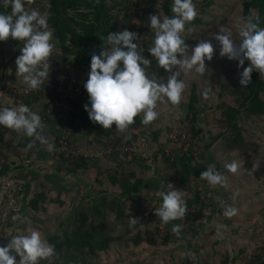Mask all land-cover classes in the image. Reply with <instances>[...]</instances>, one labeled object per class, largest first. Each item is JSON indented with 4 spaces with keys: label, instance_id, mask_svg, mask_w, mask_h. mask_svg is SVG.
<instances>
[{
    "label": "rangeland",
    "instance_id": "374dc122",
    "mask_svg": "<svg viewBox=\"0 0 264 264\" xmlns=\"http://www.w3.org/2000/svg\"><path fill=\"white\" fill-rule=\"evenodd\" d=\"M244 1L195 0L199 15L186 26L192 31L185 32V42L194 46L200 39H211L210 34L218 32L220 26L231 29L239 40L237 23L243 17ZM107 2L114 32L135 31L145 49L144 55L152 61L150 72L166 81L169 73L159 68L147 52L154 38L148 26L149 15L159 11L165 14L164 0ZM26 8L46 14L52 26L51 0H32L30 4L26 2ZM0 12H10V5L0 4ZM252 14L258 16L257 10L253 9ZM54 35L52 59L58 69L49 76L63 77L67 68H75L78 82L84 84L91 56L99 54L103 43L90 36L75 46L70 38L62 45L55 31ZM97 36L105 38L99 33ZM212 42L215 53L211 61H206V74L181 73L187 85L181 103L173 106L165 98L158 103L159 117L148 125L141 123L140 114L124 132L117 130L115 124L104 129L89 119L83 107L88 100L75 99V144L92 156L62 163L66 173L74 174L67 181L69 188L60 185L50 166L46 170H31L30 165L25 180L19 175L23 169L16 168V176L23 184L21 202L7 221L0 220V245L16 232L32 229L39 230L48 240L58 238L51 241L57 252L54 264H264V113L249 112V101H243L250 88L239 83L243 69L238 70V61L221 57L218 42ZM22 46V42L11 37L0 41V57L20 54ZM248 63L246 60L244 66ZM11 64L1 61L0 74L5 68H15V62ZM254 72L259 78L256 80L264 82V75ZM17 82L9 89L18 90L12 92L14 101L33 99L48 114L53 95L45 88L50 90V84L38 93L26 94L22 78ZM206 89H210L207 98ZM194 94L198 97L196 102L191 99ZM258 98L264 106L263 90ZM191 102L195 103L193 108ZM184 132L189 145L179 148L173 138ZM84 135L87 141L82 139ZM25 143L22 159H40L45 147L31 138ZM91 146L93 151L86 149ZM233 159L241 167L236 174H228V191L200 179L208 164L223 171L224 163ZM254 163L258 167L252 171ZM164 181L187 191L188 204L184 219L166 225L154 212L161 203L156 193ZM233 192L239 193L235 199ZM221 200L236 207L237 215L225 217ZM14 216L23 222L14 220ZM129 217L138 218V225L129 227ZM173 224L182 226L179 234L172 232ZM218 224L227 227L217 233Z\"/></svg>",
    "mask_w": 264,
    "mask_h": 264
},
{
    "label": "clouds",
    "instance_id": "9594fccd",
    "mask_svg": "<svg viewBox=\"0 0 264 264\" xmlns=\"http://www.w3.org/2000/svg\"><path fill=\"white\" fill-rule=\"evenodd\" d=\"M26 2L32 0H0V4L10 5V12H0V41L9 37L23 43L20 54L15 59L17 78H22L29 90H37L49 79V57L55 49L54 29L48 23V16L38 9L26 8ZM171 12L149 15V28L154 34L147 52L157 62V66L169 73L166 81L160 80L150 72L151 59L144 55L145 49L135 31L124 29L110 32L101 37L103 46L99 54H92L87 79L83 84L88 93V103L84 109L92 122L104 129L115 128L121 132L133 124L135 117L142 114L141 123L148 125L156 120L160 113L158 103L165 98L173 106L181 103L187 85L181 79V73L187 75L195 72L200 76L209 68L206 61H211L215 53L214 39L218 42L219 55L229 60L238 61L239 83L247 86L255 70L264 75V27H260L259 17H241L237 23V40L233 31L224 26L211 33L209 38L200 39L194 46L185 42L186 27L198 15L195 0H172ZM248 61V66L245 61ZM210 89H206L207 98ZM0 126H4L27 137H34L45 145L48 151L54 150V143L43 134L46 125L41 115L26 104L12 107L0 106ZM33 145H28L31 148ZM241 165L233 159L223 165V171L215 165L208 164L201 172L200 179L225 191L230 189L229 173L236 174ZM258 163L253 164L254 171ZM187 191L177 189L171 183H161L156 193L160 198L159 207L154 209L162 224L182 220L188 211ZM238 192L232 193L235 199ZM223 215L231 218L238 209L224 200L220 201ZM14 220H20L14 216ZM129 227L138 225V218H128ZM180 224L172 225V232L179 234ZM226 225L218 224L217 233L226 229ZM57 256L55 246L39 230H25L13 234L6 244L0 245V264H54ZM18 257V258H17Z\"/></svg>",
    "mask_w": 264,
    "mask_h": 264
},
{
    "label": "built area",
    "instance_id": "2783aa9c",
    "mask_svg": "<svg viewBox=\"0 0 264 264\" xmlns=\"http://www.w3.org/2000/svg\"><path fill=\"white\" fill-rule=\"evenodd\" d=\"M52 54L49 57L50 62V74L54 73L58 69V66L54 64V58ZM53 58V59H52ZM49 74V75H50ZM76 70L67 68L65 76H49V79L45 81V84H50L48 88L44 90L51 91V96L53 95V100L51 108L47 109V116H54L59 121V133L57 135L56 146L54 150L53 157L51 161H61L66 164H70L71 161L75 159H82L91 157V153L84 151L79 146L75 144V138L73 133V107L75 99L81 98L88 100V93L83 87V83H79L77 80ZM45 86V85H44ZM44 86L37 90H24L26 94L43 90ZM12 92L16 93L18 90L16 88L12 89ZM185 133V132H184ZM174 144L179 148L187 147L189 143L188 135L186 133L181 137L174 136ZM145 156L147 154L145 153ZM45 160L29 157L23 159L22 163L27 165H37L39 163H44ZM8 166L9 170L0 175V220L7 221L13 209H16L20 205L22 182L20 178L16 176V165H13L8 161L6 156L0 150V168L3 166ZM2 180V182H1Z\"/></svg>",
    "mask_w": 264,
    "mask_h": 264
},
{
    "label": "trees",
    "instance_id": "16d2710c",
    "mask_svg": "<svg viewBox=\"0 0 264 264\" xmlns=\"http://www.w3.org/2000/svg\"><path fill=\"white\" fill-rule=\"evenodd\" d=\"M51 9L52 17L49 18V22L52 23L51 28L55 30L57 38L62 45L66 44L70 38L75 46V43L78 41L82 43L90 36L93 38L92 40H98L103 43L97 34H102L106 38L109 31L114 32L111 23V9L107 0H51ZM162 9L165 15L171 16V0H164ZM253 9L258 12L260 27H264V0H245L243 2V17L253 16ZM82 10L85 11L82 12ZM251 76V82L248 84L250 93L245 95L243 102L249 101L248 110L250 113H257L258 111L264 113V106L261 105L262 101L258 98L260 91H264V82L262 80L257 81L259 78L255 72ZM251 94L257 97L251 98ZM197 98L195 94L191 97L192 101L193 99L195 100L194 102L197 101ZM194 102L190 103L191 108L194 107ZM8 170L9 167L7 165L3 166L0 169V175L5 174ZM19 175L22 176L23 172ZM57 239L51 237L48 241L51 243V241L55 242ZM67 242L72 241L67 240Z\"/></svg>",
    "mask_w": 264,
    "mask_h": 264
},
{
    "label": "crops",
    "instance_id": "0c3cea01",
    "mask_svg": "<svg viewBox=\"0 0 264 264\" xmlns=\"http://www.w3.org/2000/svg\"><path fill=\"white\" fill-rule=\"evenodd\" d=\"M18 55L19 54L7 53L6 56L0 57V62L1 61H4V62L8 61V63L11 64L12 61L15 62V59ZM10 67L5 68L2 71L3 73L0 74V106L12 107V106L23 103V104L28 105L33 111L38 112L42 117V121L46 125V128L44 129L43 134L45 136L49 137L51 139V142L54 141L53 143H54V150H55L56 144H55L54 139H56V136L59 133V121L54 116H49V115L47 116V114H45V112H43L42 108L38 107L37 104L32 101L33 99L32 100H24L23 102L19 101V103L14 101L13 93L9 89L11 86H14L13 83H18L17 81L20 80V78H17V76H16V70H15L16 68H12V66H10ZM88 131H90V130H88ZM94 131H95V133H97V131H99V130H97V128H95ZM30 138L33 140H36L34 137H27L23 133H18V132L11 130V129H8L4 126H0V150L3 152V154L6 156V158L8 159L9 162H11L13 165L17 166L16 168H24L23 169L24 171L22 170V172H23L22 178L24 180H25L26 174L28 173V171L30 169V165L24 166L23 165L24 163H22V161H23L22 156H24L23 147L26 144L25 142L28 141ZM82 139L84 141H87L85 135H84V138H82ZM42 146L45 147V151L40 152V159L45 160V161H44V163L32 165L33 168H31V170H35V167H37V168L39 167L40 168L39 170H43V169L46 170V168L48 166H50L52 174L54 176H56V180L60 181V185L62 187L69 188V186L67 185L68 184L67 181H69V179H71V177H74V174L70 173V172L66 173L67 171H65V169H64L65 167L63 166L61 161H53V160L51 161L53 154H54V150L50 152L47 150L45 145H42ZM86 149L89 151H93L92 149H95V148L93 146H91V147H89V149L88 148H86ZM27 151H28L27 153L30 152V150H27ZM97 161H100V160H97ZM26 169H28V170H26ZM27 178L28 177H26V179ZM59 178H62V180ZM80 179H81V177H80Z\"/></svg>",
    "mask_w": 264,
    "mask_h": 264
}]
</instances>
